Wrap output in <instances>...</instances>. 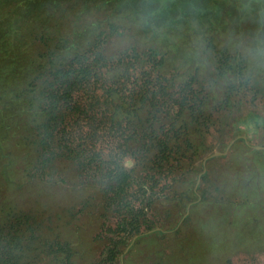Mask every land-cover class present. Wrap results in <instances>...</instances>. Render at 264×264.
Wrapping results in <instances>:
<instances>
[{
	"label": "trees",
	"instance_id": "obj_1",
	"mask_svg": "<svg viewBox=\"0 0 264 264\" xmlns=\"http://www.w3.org/2000/svg\"><path fill=\"white\" fill-rule=\"evenodd\" d=\"M257 1L0 0V264L264 254V152L203 173L264 128Z\"/></svg>",
	"mask_w": 264,
	"mask_h": 264
},
{
	"label": "rangeland",
	"instance_id": "obj_2",
	"mask_svg": "<svg viewBox=\"0 0 264 264\" xmlns=\"http://www.w3.org/2000/svg\"><path fill=\"white\" fill-rule=\"evenodd\" d=\"M162 1L166 4V3H172L175 0H162ZM225 1H227L228 3H231L232 6L235 5L238 10H240V7H243L245 11L247 10V7L245 5L248 0H225ZM262 3H263V8H264V0L262 1ZM257 4H260L257 0H251L249 10H248L249 13L242 12L244 15L240 13V16L243 18L245 17L247 18L248 15L252 12V9H254L252 8V6L257 5ZM251 14L249 16H251ZM222 86L217 89V92H219L220 95L222 91ZM246 114L247 113L244 109L243 113L239 114V117H242ZM263 114H264V108H263ZM262 123H263V120H262ZM262 123L261 125H263ZM238 140H244L245 145L251 150L264 152V128L262 127L258 128V126L255 123L251 125H245L243 123L237 124L235 128L228 129V131L225 134L218 136L215 139V142H214L215 146H214L213 152L210 155H208L207 158H205L206 160L213 156V158L211 159L212 160L214 159L216 161V163L214 164L215 176L212 178V180L218 178L222 173L229 174V153L231 151L232 146ZM205 160L204 162L206 164ZM237 162H238V165L241 166L243 164L251 165L255 161H253V158H249V156L242 155V158L240 159V161H237ZM205 169L206 167L204 168V171L206 172ZM204 171L203 173H205ZM199 178L200 180H198L197 186H199L201 183V177L199 176ZM233 264H264V254H257L254 256L239 255L234 259Z\"/></svg>",
	"mask_w": 264,
	"mask_h": 264
},
{
	"label": "water",
	"instance_id": "obj_3",
	"mask_svg": "<svg viewBox=\"0 0 264 264\" xmlns=\"http://www.w3.org/2000/svg\"><path fill=\"white\" fill-rule=\"evenodd\" d=\"M227 153V152H226ZM226 153H224V154H226ZM213 157V156H212ZM211 158V157H210ZM209 159V158H208ZM208 159H206L205 161H207ZM204 168H205V162H204ZM206 170V169H205ZM205 172V171H204ZM200 177H201V175H200ZM199 180H200V178H199ZM200 182V181H199Z\"/></svg>",
	"mask_w": 264,
	"mask_h": 264
}]
</instances>
